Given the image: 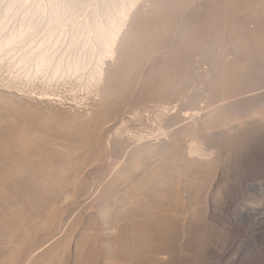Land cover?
Wrapping results in <instances>:
<instances>
[{"label": "rangeland", "instance_id": "1", "mask_svg": "<svg viewBox=\"0 0 264 264\" xmlns=\"http://www.w3.org/2000/svg\"><path fill=\"white\" fill-rule=\"evenodd\" d=\"M126 27L99 84L0 53V264H264V0Z\"/></svg>", "mask_w": 264, "mask_h": 264}, {"label": "bare ground", "instance_id": "2", "mask_svg": "<svg viewBox=\"0 0 264 264\" xmlns=\"http://www.w3.org/2000/svg\"><path fill=\"white\" fill-rule=\"evenodd\" d=\"M140 1L0 0V53L28 70H50L51 77L90 65L88 78L99 84ZM38 34L43 37L35 44ZM26 37L30 41L20 45Z\"/></svg>", "mask_w": 264, "mask_h": 264}]
</instances>
